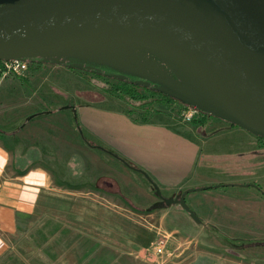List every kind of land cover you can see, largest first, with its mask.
Wrapping results in <instances>:
<instances>
[{"label":"rangeland","instance_id":"1","mask_svg":"<svg viewBox=\"0 0 264 264\" xmlns=\"http://www.w3.org/2000/svg\"><path fill=\"white\" fill-rule=\"evenodd\" d=\"M39 54L91 60L104 72L117 69L120 79L131 72L155 87L33 63L0 81V137L11 148L12 163L21 170L42 167L48 175L38 207L7 241L0 264H264V146L257 135L186 108L181 100L187 88L170 65L133 41L90 37ZM82 105L116 116L136 109L163 125L164 137L183 136L181 145L174 138L152 147L148 140L154 159L170 156L169 168L181 164V151L191 158L194 140L188 136L197 130L203 140L195 161H187L186 182L158 189L132 159L86 127L99 122ZM210 123L213 128H206ZM105 188L114 197L106 198Z\"/></svg>","mask_w":264,"mask_h":264},{"label":"water","instance_id":"2","mask_svg":"<svg viewBox=\"0 0 264 264\" xmlns=\"http://www.w3.org/2000/svg\"><path fill=\"white\" fill-rule=\"evenodd\" d=\"M90 37L151 50L189 105L264 138V0H0V60Z\"/></svg>","mask_w":264,"mask_h":264},{"label":"crops","instance_id":"3","mask_svg":"<svg viewBox=\"0 0 264 264\" xmlns=\"http://www.w3.org/2000/svg\"><path fill=\"white\" fill-rule=\"evenodd\" d=\"M84 106L82 105V107ZM90 107L91 105L87 106L88 109L84 107L81 111L90 117L96 115L94 118L99 122V127L91 124L86 125V127L93 130L106 145L117 150V153L132 159L134 162L131 164L145 171L158 184L160 190L173 189L178 187L181 182H186L192 166L187 161L189 159L195 161V154L200 150V140H203V137L198 135L196 128V132L190 130L191 134L188 136L194 140V147L188 154L193 153L191 158L190 156L187 157L186 151H181V164L169 168L167 164L171 160L170 156L164 154V157L154 159L150 148L154 143H150L148 140L151 139L155 142L152 147L169 143L170 139L174 138L178 139V143L181 145L186 141L183 136L167 135L164 137L168 133H164L167 129L163 125L154 124L152 121L139 122L124 111L116 116L107 114L105 111L100 113L95 110V113L100 114L98 115L93 113ZM214 124L217 127H224L221 122L214 121L212 125ZM212 125L210 123L205 127L210 129L213 128ZM224 129L225 132L229 133V129ZM12 158L9 144L0 137V256L6 251L7 241L15 237L18 232L22 219L34 214L48 185V175L44 168L36 167L21 170L12 163ZM152 160L157 161L159 165L152 163ZM101 192L106 198L108 196L114 197L109 192L107 193L106 188Z\"/></svg>","mask_w":264,"mask_h":264},{"label":"trees","instance_id":"4","mask_svg":"<svg viewBox=\"0 0 264 264\" xmlns=\"http://www.w3.org/2000/svg\"><path fill=\"white\" fill-rule=\"evenodd\" d=\"M28 61L29 64L33 63V64H44V65H59V66H62V67H65L66 69L68 70H80L82 72H91L92 74H95V75H100L102 77H106V78H116L117 81H120L122 82L124 85H129L130 87L133 86V87H142V88H145L146 90H150L154 85H145L143 83H140V81L143 80V78L139 75H136V74H133L131 72H126V75L127 77H124L123 79H120L118 76L120 73L117 69L115 68H110L111 70H105V72L103 71V66L101 63H98V62H94V61H91V60H84V59H76V58H71V57H68V58H46L45 56L43 55H40V56H36V57H32V58H29V59H26ZM90 70V71H89ZM98 77V76H97ZM9 76H7L4 80L8 79ZM3 80V81H4ZM155 87V86H154ZM120 90H122L121 92H124V91H127L125 92V94H129V93H132V94H136L135 92H133V90L129 89V90H126V88L122 89L121 87L118 88ZM156 92H160L161 94H163V92L159 89H155ZM163 98H166L168 100H174L176 99V97L174 95H171V94H164L162 95ZM134 98V96H133ZM180 99V98H179ZM183 101L184 105L186 108L188 107H192L191 105H189L186 101H184L183 99L181 100ZM63 106H59L56 108L57 111H61V110H65L62 108ZM130 115H132L135 119L139 120L138 119V116L140 117V119L142 120V122H148L150 120L149 117L145 116V114H140V111L139 110H136V109H130L129 112H128ZM205 116L207 115H210V114H207V113H204L202 112ZM207 114V115H206ZM140 115H143V116H140ZM212 117H215L213 115H210ZM230 123V122H228ZM231 126H237L235 124H232L230 123ZM259 141L263 142V144H260V147H263L264 146V138H261V137H258ZM138 168V167H136ZM140 170V168H138ZM141 171L143 173H145L146 175H148L145 171H143L141 169ZM150 178L152 184L154 186H157L158 189H160V187L158 186V184L148 175V179ZM153 186V188H154ZM156 190V189H155Z\"/></svg>","mask_w":264,"mask_h":264},{"label":"built area","instance_id":"5","mask_svg":"<svg viewBox=\"0 0 264 264\" xmlns=\"http://www.w3.org/2000/svg\"><path fill=\"white\" fill-rule=\"evenodd\" d=\"M29 68V63L26 59L22 58H12L9 60H0V81L2 82L7 76L10 75H21ZM192 109L194 114H198L200 110L196 107H189ZM188 110L183 112V117L186 121H191L192 116L187 115ZM157 250L159 253L163 252L164 244L161 242L160 245H157Z\"/></svg>","mask_w":264,"mask_h":264},{"label":"bare ground","instance_id":"6","mask_svg":"<svg viewBox=\"0 0 264 264\" xmlns=\"http://www.w3.org/2000/svg\"><path fill=\"white\" fill-rule=\"evenodd\" d=\"M95 38V37H94ZM90 41V40H89ZM26 48H29V46H27V45H25V46H23V47H20L19 49H17L15 52H17V51H21V50H25ZM187 66L189 67V68H192L191 66V64H187ZM224 95L225 96H228V98H229V100H230V102L232 103V104H235V105H242V104H244L242 101H240V99L238 98V97H235V96H233V95H230V94H225L224 93Z\"/></svg>","mask_w":264,"mask_h":264}]
</instances>
